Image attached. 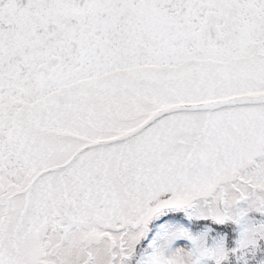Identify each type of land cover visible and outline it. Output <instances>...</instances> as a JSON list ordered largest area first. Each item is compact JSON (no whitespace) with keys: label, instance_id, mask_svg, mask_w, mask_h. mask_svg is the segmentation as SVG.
<instances>
[{"label":"snow or ice","instance_id":"snow-or-ice-1","mask_svg":"<svg viewBox=\"0 0 264 264\" xmlns=\"http://www.w3.org/2000/svg\"><path fill=\"white\" fill-rule=\"evenodd\" d=\"M0 264H264V0H0Z\"/></svg>","mask_w":264,"mask_h":264}]
</instances>
